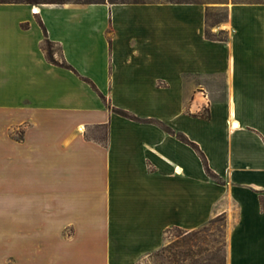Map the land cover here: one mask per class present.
Segmentation results:
<instances>
[{"label": "crops", "instance_id": "obj_1", "mask_svg": "<svg viewBox=\"0 0 264 264\" xmlns=\"http://www.w3.org/2000/svg\"><path fill=\"white\" fill-rule=\"evenodd\" d=\"M219 214L264 264V1L0 3V264H139Z\"/></svg>", "mask_w": 264, "mask_h": 264}, {"label": "rangeland", "instance_id": "obj_2", "mask_svg": "<svg viewBox=\"0 0 264 264\" xmlns=\"http://www.w3.org/2000/svg\"><path fill=\"white\" fill-rule=\"evenodd\" d=\"M136 1H202L209 6L226 1H264V0H136ZM222 8L209 9L208 24L224 15ZM213 31V30H212ZM218 35V32H214ZM51 49L58 53L56 46ZM59 58V57H58ZM103 129L90 135L102 136ZM185 231V232H184ZM226 218L219 214L211 218L204 225L193 230H178L172 228L165 234L166 246L163 252L154 251L139 264H226L225 239ZM161 249V248H160ZM159 250V249H158Z\"/></svg>", "mask_w": 264, "mask_h": 264}, {"label": "trees", "instance_id": "obj_3", "mask_svg": "<svg viewBox=\"0 0 264 264\" xmlns=\"http://www.w3.org/2000/svg\"><path fill=\"white\" fill-rule=\"evenodd\" d=\"M110 2V3H113V2H130V1H136V0H0V3H29V4H38V3H66V2H75V3H99V2ZM226 16V13H224V15H222L220 18H217L213 23L211 24H208V18H209V10L206 12V29H205V35L206 37L210 38V39H219V40H225L226 39V34L223 30H220L218 32V35H214V33H212L210 27L217 24L218 22L222 21V19H224ZM40 24L42 25V23L40 22ZM44 28V27H43ZM44 40L42 42V49L45 53V57L46 59L53 63V64H56V65H60V66H63V67H66V68H70L72 69V67L66 63V61L62 58L61 54H60V48L58 46H56V44L52 41H50L48 38H47V35H46V32H45V29H44ZM52 46H56L57 49H58V53L56 51H53L51 49ZM57 54L59 58H55L54 54ZM85 81H87L88 83H90L92 85V87L97 91V89L95 88V86L93 85L92 82H90L88 79L86 78H83ZM98 92V91H97ZM99 93V92H98ZM99 95L102 97V99L105 100V97L99 93ZM108 105V108L110 110H112L113 112L115 113H118L124 117H127V118H130V119H133V120H136V121H150V122H154L156 123L157 125H159L162 129H164L166 132L176 136L179 140L191 145L197 152L198 154L200 155V157L202 158L203 160V164H204V168H205V171L206 173L214 180L216 181H221L218 176L216 174H214L208 167L207 163H206V160L204 158V155L202 154V152L198 149V147L196 146V144H194L193 142H191L184 134H182L181 132H176L174 131L173 129H171L170 127L166 126L165 124H163L162 122L158 121V120H155V119H141L139 118L138 116L130 113V112H127L125 110H122V109H119V108H115V107H111L109 104ZM106 132L104 135L100 136L101 138V141H104L106 139ZM172 228H175V229H178V230H183V229H180V228H177V227H172ZM172 228H169L168 230L172 229ZM166 230V232L168 231ZM165 232V234H166ZM185 232V231H184ZM165 239H166V236H165ZM165 245H163L161 247V249L157 250L155 252V254H159L160 252H163V250L165 249ZM225 261H223V264Z\"/></svg>", "mask_w": 264, "mask_h": 264}]
</instances>
